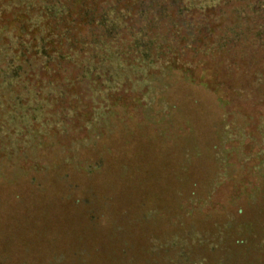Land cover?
<instances>
[{
    "label": "rangeland",
    "instance_id": "1",
    "mask_svg": "<svg viewBox=\"0 0 264 264\" xmlns=\"http://www.w3.org/2000/svg\"><path fill=\"white\" fill-rule=\"evenodd\" d=\"M195 2L184 52L199 68L124 66L110 39L89 42L91 28L53 65L37 46L49 69L34 75L17 57L31 39L13 38L1 15L13 1L0 0V264L195 261L191 250L223 241L227 226L202 236L193 226L232 225L242 206L262 226L264 32L252 28L264 2L256 15L253 0ZM223 3L234 10L203 13ZM104 20L110 35L122 16ZM167 28L150 36L162 50Z\"/></svg>",
    "mask_w": 264,
    "mask_h": 264
},
{
    "label": "trees",
    "instance_id": "2",
    "mask_svg": "<svg viewBox=\"0 0 264 264\" xmlns=\"http://www.w3.org/2000/svg\"><path fill=\"white\" fill-rule=\"evenodd\" d=\"M12 1V7L6 11L7 13H1L5 22L4 25L8 29L13 30L12 36L16 40L23 42V38L26 35L31 39L28 51L24 48V45L21 47L18 45L20 50L17 57L23 60L20 70L23 73H25L23 71L24 66L28 67L31 64L29 62L32 61L36 64L34 67L35 71H32L34 75L39 70L45 74L46 70L49 69L47 65L41 68L38 66L39 57L41 56L38 57L34 53H36V48L40 44H42L41 49L44 50V55L49 58H47L48 65H53L58 62L57 59L59 57L66 55V51L73 47V44H77L76 38L78 34L84 33L83 35L86 36V31L91 28L98 31V33L90 34L94 36V39L90 38L89 42H97L99 39H110L107 43L111 42L116 45L114 50L118 54V60L124 66H134L139 62H143V60L150 61L152 58H154L152 59L154 62L157 60L158 62L162 61L175 69L183 68V71H187L190 68L189 66L198 67L202 65L199 60L190 58L193 55L186 59L187 55L185 56L184 52L186 17L192 14L199 15L201 11L195 7V0ZM263 2L264 0H253L252 9H249L250 13L254 15L260 13V6ZM52 7L56 8L53 14L54 17L51 16L52 13L49 11ZM232 10H234V7L228 8L223 3L216 8L204 9L205 12L203 13H224ZM261 12L264 13V10ZM111 13L116 16L120 14L122 20L116 31L110 32L111 34L109 35L107 27L104 25V19L105 15ZM168 26L170 27L171 35L166 42L170 44L171 40L172 44L171 47L167 45L168 47L165 46L164 50H162L161 43L155 42L157 39L153 40L150 36L154 35L153 33L156 31L160 34L162 33L161 36H163ZM252 31L258 39V36H261L264 32V22H261V20L260 22L256 21ZM140 34L144 39H147V42H144V47H137L138 42L135 41ZM85 36L81 38H85ZM116 41L120 43L115 44ZM83 42L86 44V39H83ZM223 62L219 61V64ZM219 70H222L220 65L216 66L214 71L213 68L210 70L206 67L200 69L199 76L218 75ZM51 73L53 75L58 74L53 70ZM41 76H43V73ZM260 198H264V195H261ZM235 212V214L229 212V216L233 219L232 225L225 217L223 219L222 216L223 221H218V223L209 219L207 222L202 223V227L193 226L194 232L200 236L211 233L213 226H220L219 224H221L222 229L227 226V228L225 227L227 231L223 235V237L225 236L223 241L209 244L212 249H209L208 244L206 245L203 242L191 250L195 261L192 259V261L188 260L186 256L180 263H176L173 258H168L164 263L160 264H264V219L259 223L262 226H256L255 220L261 217H258L257 209H254V206H242L237 208ZM242 214H245V219ZM248 224L252 225V229L243 228L244 225ZM146 261L148 259L144 258L143 264ZM119 264H124V262L120 261Z\"/></svg>",
    "mask_w": 264,
    "mask_h": 264
}]
</instances>
